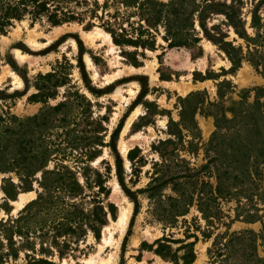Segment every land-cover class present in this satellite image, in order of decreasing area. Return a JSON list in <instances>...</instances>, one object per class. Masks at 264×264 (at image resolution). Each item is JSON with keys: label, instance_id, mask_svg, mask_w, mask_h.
Wrapping results in <instances>:
<instances>
[{"label": "rangeland", "instance_id": "obj_1", "mask_svg": "<svg viewBox=\"0 0 264 264\" xmlns=\"http://www.w3.org/2000/svg\"><path fill=\"white\" fill-rule=\"evenodd\" d=\"M239 1L246 34L255 38L252 12L263 24L264 0ZM221 21L213 16L206 28L219 26L222 41L241 49L245 59L236 69L229 49L207 39L197 23L196 45L168 48L158 27L154 50L114 44L89 16L55 27L26 18L0 33V117H13L15 160L38 136L31 119L43 126V170L29 188L21 189L15 172L0 173V221L16 219L37 198L45 171L73 173L83 207H98L103 221L97 238L87 229L63 258L54 250L36 252V259L264 264V59L258 69L247 61L249 52L264 57V47ZM10 167L25 168L16 161ZM223 188L230 194H219ZM13 240L15 257L6 264H28L30 251L18 236Z\"/></svg>", "mask_w": 264, "mask_h": 264}, {"label": "trees", "instance_id": "obj_2", "mask_svg": "<svg viewBox=\"0 0 264 264\" xmlns=\"http://www.w3.org/2000/svg\"><path fill=\"white\" fill-rule=\"evenodd\" d=\"M240 5L239 0H231L228 4L216 0H170L166 3L158 0H104L101 6L96 1L89 4V0H0V33L15 21L26 18L32 22L45 20L51 27H55L64 23L82 24L85 17L89 16L101 21L100 27L111 36L114 44L154 50V32L157 33L158 27L164 29L162 39L168 48L196 45L199 41V32L195 27L197 23L207 39L229 49L227 56L236 69L245 59L238 55L241 54V49H235L222 41L219 26L215 25L207 30L206 21L213 16H222L224 21L220 25L231 27L248 44H258V47L263 48L264 23H261L257 12L253 11L251 27L256 29V36L249 38L243 19L239 16ZM80 7L85 10L79 11ZM99 8L100 16L97 14ZM111 8L113 12H108ZM87 26L92 25L88 23ZM239 27L242 32L238 30ZM249 55L252 59L247 61L258 69L262 65L263 55L257 51L254 54L249 52ZM13 121V117L9 115L0 117V173L15 172L21 184H24L21 189L27 190L30 179L43 170V133H40L43 126L42 123L38 124V117L31 119L38 136L33 146L29 145L26 149L21 147L23 153H18L19 159L15 160L12 157L13 147H9ZM23 124L24 122L20 123L21 129ZM22 143L25 142L21 141L20 144ZM259 151L258 156H261L262 150ZM14 161L25 166L21 173L10 167ZM38 184L42 191L35 200L24 206L16 219L0 221V264H6L7 257H15V235L23 240L20 247L28 248L31 253L26 255L28 264H49L43 258L36 259L37 253L51 256L55 250L58 257L63 258L69 251H75L73 246L76 248L78 240L87 229L92 230L97 238V227L103 225L98 216L99 208L94 206L88 212L83 207V187L73 173L45 171ZM101 190L104 189L101 187ZM5 193L8 195L6 191ZM220 193L222 196L230 194L226 188L219 190ZM77 198L79 202L76 201Z\"/></svg>", "mask_w": 264, "mask_h": 264}, {"label": "bare ground", "instance_id": "obj_3", "mask_svg": "<svg viewBox=\"0 0 264 264\" xmlns=\"http://www.w3.org/2000/svg\"><path fill=\"white\" fill-rule=\"evenodd\" d=\"M106 37L109 38V36H108L107 34H106ZM28 196H30V193L21 194V195L19 196L18 201L15 203L16 206H17L16 210H19L20 208L23 207L24 203H26V201L29 199ZM124 219H125V218H124ZM124 219H123V220H124ZM120 221H121V220H120Z\"/></svg>", "mask_w": 264, "mask_h": 264}]
</instances>
